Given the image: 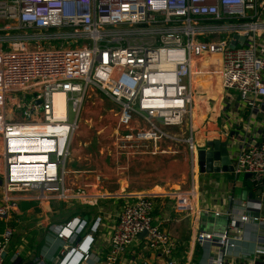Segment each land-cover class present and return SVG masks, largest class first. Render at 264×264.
Masks as SVG:
<instances>
[{"label":"built area","instance_id":"1","mask_svg":"<svg viewBox=\"0 0 264 264\" xmlns=\"http://www.w3.org/2000/svg\"><path fill=\"white\" fill-rule=\"evenodd\" d=\"M235 36L247 40L232 49ZM214 72L224 92L259 108L264 0H0V219L6 225L0 264L11 248L9 224L19 202L89 204L85 188L78 196L66 188L86 99L102 92L116 105L107 117L116 130L99 134L118 158L133 156L149 143L184 142L170 130L198 129L195 107L203 95L197 81ZM60 92L67 96L65 114L55 109ZM239 138L232 174L250 176L245 200L229 197L225 211L197 209L194 190L174 194L175 210L195 216L204 264H264V132L260 142ZM153 209L149 196L127 201L105 256L92 251L100 220L88 233L81 218L50 225L60 249L51 260L44 254L31 263L120 264L146 232L141 264H150L149 252L178 264V244L154 222ZM202 216L216 224L226 217V229L208 232Z\"/></svg>","mask_w":264,"mask_h":264},{"label":"crops","instance_id":"2","mask_svg":"<svg viewBox=\"0 0 264 264\" xmlns=\"http://www.w3.org/2000/svg\"><path fill=\"white\" fill-rule=\"evenodd\" d=\"M199 88L203 96L197 101L195 112L201 119H206L199 123L197 118L200 124L196 126L198 129L186 130L189 131V137L194 140L192 146L186 142L163 141L157 145L149 143L136 155L118 158L116 149L99 134L101 130H79L74 157L70 161L66 188L77 196L85 188L89 204H83L76 198L68 202L24 201L12 215L9 224L14 229L10 248L13 256L17 255L21 264L34 262L44 254L51 260L58 253L60 243L56 234L49 231V226L61 225L73 218L86 220L88 225H94L100 220L97 232L93 234L92 251L105 256L121 209L127 201L144 195L153 199L154 222L162 223L163 229L178 244L175 260L178 264H194L198 247L195 245L198 224L194 220L195 216H188L175 210L174 194L178 191L194 190L195 208L211 209L205 207L199 197L200 178H211L212 184L219 185L221 191L222 187L227 191L230 185L235 190L240 189L241 192L236 199H242L243 192L250 191L243 183L236 182L237 178L232 173L201 174L196 159L197 149L203 148L207 141L225 138L232 132H239V139L249 138L250 141L260 142L261 134L264 132V101L258 103L257 110L246 106L237 93L222 90L217 76L215 81L210 82L209 79ZM96 97L87 104L107 107L105 99L98 94ZM102 118L103 115L100 114V120ZM106 121L105 123L100 121L103 125L107 124L106 130L112 127V124L114 128L115 121L110 120L111 124ZM170 131L180 135L179 130ZM95 139L98 142L97 150L93 149ZM226 177L228 182L225 181ZM244 180L247 181L245 177ZM1 184L0 174V189ZM229 197L231 196L224 200L219 198V204L213 209L228 207ZM95 199L97 204L92 205V200ZM204 219L207 221L206 217ZM3 232L2 229L0 242ZM144 247L145 241L140 239L127 251L120 264H141L139 257L144 254ZM14 257L9 264H15L17 259ZM145 258L150 264H165L164 259L158 254L149 252ZM198 262L204 264L202 255Z\"/></svg>","mask_w":264,"mask_h":264},{"label":"rangeland","instance_id":"3","mask_svg":"<svg viewBox=\"0 0 264 264\" xmlns=\"http://www.w3.org/2000/svg\"><path fill=\"white\" fill-rule=\"evenodd\" d=\"M217 76V75H216ZM218 78V77H217ZM219 93V92H216ZM98 96H100L102 99H105L107 102V107L102 108L101 106L97 105V104H93V103H89L87 104L89 101H94L96 98L92 97L91 99H86L84 104H83V112H82V124L80 127V130H106L105 125H103L102 123H105V121L107 120L106 117L109 118V111L111 108L117 109L116 105L110 101L109 98H107L102 92H98L97 93ZM100 114L103 115L102 120H100ZM204 116V115H203ZM69 117H70V121L74 122L76 119V114L73 111V105L72 103H70L69 105ZM202 117V115H201ZM200 116L198 117L199 123L203 122L204 119H199ZM102 123H101V122ZM109 121V120H108ZM106 121V122H108ZM111 122V121H110ZM112 123V122H111ZM110 123V124H111ZM100 125V127H98ZM200 126V124H198ZM112 127H109L107 130H113V124L111 125ZM184 130V133L179 135V137H182L181 139L186 142L187 144H189L187 142V140L190 138L189 137V131ZM184 136V137H183ZM93 149L97 150V146H98V142L95 139L93 141ZM190 145V144H189ZM211 175V174H210ZM226 182H228L227 177L225 178ZM236 182L239 183H243L245 187L250 188V184L248 181L244 180V176H240L237 178ZM200 185H199V197L201 199V202L204 203L205 207H210L211 209L217 207V205L219 204V198H222L223 200L226 199L228 196H232L235 195V198L239 197L240 194V189H234V187L232 185L229 186L227 191H224L223 187H222V191H221V187H219V185H213L212 184V179L211 178H200ZM220 188V189H219ZM221 192H220V191ZM233 191H235L233 193ZM214 195V197L212 196ZM0 196H1V189H0ZM24 203V201L19 202L18 207L21 206ZM223 211H225L227 209V206H222ZM205 217H203V224H202V228H205L208 232H222L226 229L227 226V218L226 217H221L220 221L218 224L215 223V220L212 216L207 217V221H205L204 219ZM4 226H5V222L3 220L0 219V232L2 231V229L4 230ZM13 252L10 249L9 250V254L8 256H6L5 258V264H9L12 259H13Z\"/></svg>","mask_w":264,"mask_h":264},{"label":"water","instance_id":"4","mask_svg":"<svg viewBox=\"0 0 264 264\" xmlns=\"http://www.w3.org/2000/svg\"><path fill=\"white\" fill-rule=\"evenodd\" d=\"M246 40L245 37L235 36L234 40L231 41L230 47L233 49L238 46H243L246 43ZM238 137L239 132H232L225 138L207 141L203 148H198L196 151V159L200 173L211 175L218 173H233V145H235V139ZM249 178V175L245 176L246 180ZM246 196L247 192L244 191L242 199L245 200ZM249 197H251L250 194ZM145 236L146 232H143L139 236V239H143ZM15 264H21V260L17 259Z\"/></svg>","mask_w":264,"mask_h":264},{"label":"bare ground","instance_id":"5","mask_svg":"<svg viewBox=\"0 0 264 264\" xmlns=\"http://www.w3.org/2000/svg\"><path fill=\"white\" fill-rule=\"evenodd\" d=\"M209 79L210 82L216 80L215 72L213 73V75H206L200 77L197 81V86L201 87L202 85H205ZM66 97V94L63 92L56 93L54 95L55 109L60 114H65L67 112ZM195 124L198 125V120L195 121Z\"/></svg>","mask_w":264,"mask_h":264},{"label":"trees","instance_id":"6","mask_svg":"<svg viewBox=\"0 0 264 264\" xmlns=\"http://www.w3.org/2000/svg\"><path fill=\"white\" fill-rule=\"evenodd\" d=\"M14 214V213H13ZM93 225H88L87 228H86V233H88L90 231V228L92 227ZM202 249L201 247H197V250H196V254H195V260H194V264H198V258L201 257L202 255ZM31 263V262H30Z\"/></svg>","mask_w":264,"mask_h":264}]
</instances>
